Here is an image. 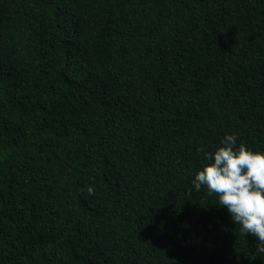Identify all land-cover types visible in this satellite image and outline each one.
I'll use <instances>...</instances> for the list:
<instances>
[{"label":"trees","instance_id":"1","mask_svg":"<svg viewBox=\"0 0 264 264\" xmlns=\"http://www.w3.org/2000/svg\"><path fill=\"white\" fill-rule=\"evenodd\" d=\"M225 134L264 152V0H0V264H264L192 183Z\"/></svg>","mask_w":264,"mask_h":264},{"label":"clouds","instance_id":"2","mask_svg":"<svg viewBox=\"0 0 264 264\" xmlns=\"http://www.w3.org/2000/svg\"><path fill=\"white\" fill-rule=\"evenodd\" d=\"M197 152L203 164L192 181L195 189L204 186L214 194L239 225L240 234L256 237L257 251L264 253V152L250 150L243 142L237 147L236 134H225L212 152ZM87 193L94 195L95 189L89 186Z\"/></svg>","mask_w":264,"mask_h":264}]
</instances>
